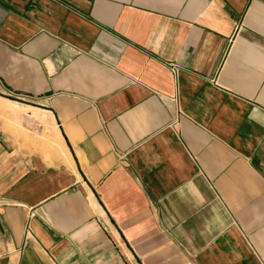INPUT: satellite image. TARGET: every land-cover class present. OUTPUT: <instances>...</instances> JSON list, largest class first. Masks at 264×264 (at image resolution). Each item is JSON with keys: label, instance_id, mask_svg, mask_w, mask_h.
<instances>
[{"label": "crops", "instance_id": "crops-1", "mask_svg": "<svg viewBox=\"0 0 264 264\" xmlns=\"http://www.w3.org/2000/svg\"><path fill=\"white\" fill-rule=\"evenodd\" d=\"M0 94V264H264V0H0Z\"/></svg>", "mask_w": 264, "mask_h": 264}, {"label": "rangeland", "instance_id": "rangeland-1", "mask_svg": "<svg viewBox=\"0 0 264 264\" xmlns=\"http://www.w3.org/2000/svg\"><path fill=\"white\" fill-rule=\"evenodd\" d=\"M7 100H8V97H3V95L0 94V103L7 102ZM6 105L7 106H6L5 112H3L2 106L0 104V118L2 119V117L4 116L3 113H5L6 121L7 120H8V122L10 121V123L13 124V126H15L16 124H22L23 123V120H22L23 117H20V115L17 114V111H18L17 107H14L11 104H9V107H8V103ZM45 127L46 126H44V131H43V136H42L43 138H44L45 132L47 131V128H45Z\"/></svg>", "mask_w": 264, "mask_h": 264}]
</instances>
